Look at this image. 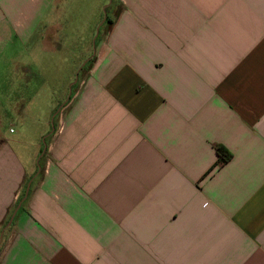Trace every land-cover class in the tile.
<instances>
[{"label": "crops", "instance_id": "crops-1", "mask_svg": "<svg viewBox=\"0 0 264 264\" xmlns=\"http://www.w3.org/2000/svg\"><path fill=\"white\" fill-rule=\"evenodd\" d=\"M110 2L40 111L68 0H0V264H264V0Z\"/></svg>", "mask_w": 264, "mask_h": 264}, {"label": "rangeland", "instance_id": "rangeland-1", "mask_svg": "<svg viewBox=\"0 0 264 264\" xmlns=\"http://www.w3.org/2000/svg\"><path fill=\"white\" fill-rule=\"evenodd\" d=\"M104 3L100 2L97 4V0H68V5L61 6L59 9L60 22L59 27H63L62 31L68 34V37L63 40V49L59 52L54 53V50L39 49V53L36 57L37 67L34 72L39 74V77L44 78L46 81V88L44 84L40 89L41 97L36 99V105L34 108L38 107L40 111L47 106V102H43L49 96H53L54 101L60 100V91L65 87V92L77 84L79 75V68L83 61H85V56H89L91 46L94 44L97 33L101 31V25H103V30H105L107 24L103 20L104 13L108 14V0H103ZM111 4V2H110ZM102 21V22H101ZM55 31V29H53ZM60 31V30H59ZM88 46L87 50L79 51L80 45ZM78 46V47H77ZM51 47L52 44H51ZM25 49V48H24ZM28 48L25 49V51ZM87 52V54H86ZM86 54V55H85ZM21 55V52H17V56ZM23 62L31 61L30 56L23 55ZM50 58L51 61L46 60ZM88 63V61H86ZM54 64V68H53ZM87 67L81 70V73H85ZM25 79V78H24ZM53 95H52V93ZM5 95H9V92H4ZM31 94H33L31 92ZM31 96V95H30ZM52 98V97H51ZM50 98V99H51ZM35 99L29 101L31 104ZM51 104V103H50ZM32 111L29 110V114ZM12 128L20 130L22 127L20 125V120L14 121L11 124ZM8 132V131H7ZM10 134V133H7ZM11 136L17 137L16 134Z\"/></svg>", "mask_w": 264, "mask_h": 264}, {"label": "trees", "instance_id": "trees-1", "mask_svg": "<svg viewBox=\"0 0 264 264\" xmlns=\"http://www.w3.org/2000/svg\"><path fill=\"white\" fill-rule=\"evenodd\" d=\"M215 151L217 154L215 166L222 165L231 158V153L222 145H215Z\"/></svg>", "mask_w": 264, "mask_h": 264}, {"label": "water", "instance_id": "water-1", "mask_svg": "<svg viewBox=\"0 0 264 264\" xmlns=\"http://www.w3.org/2000/svg\"><path fill=\"white\" fill-rule=\"evenodd\" d=\"M111 0H109V2H110ZM108 2V3H109ZM105 14V13H104ZM76 78V77H75ZM28 187H29V184L27 185V188H26V192H25V195H26V193H27V190H28ZM20 204V203H19ZM11 219H12V217L10 218V220H9V222L11 221ZM1 238V237H0Z\"/></svg>", "mask_w": 264, "mask_h": 264}, {"label": "built area", "instance_id": "built-area-1", "mask_svg": "<svg viewBox=\"0 0 264 264\" xmlns=\"http://www.w3.org/2000/svg\"><path fill=\"white\" fill-rule=\"evenodd\" d=\"M12 131V129H10Z\"/></svg>", "mask_w": 264, "mask_h": 264}]
</instances>
